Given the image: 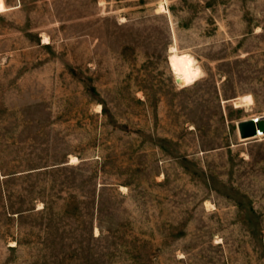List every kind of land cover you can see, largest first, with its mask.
<instances>
[{
	"label": "rangeland",
	"instance_id": "374dc122",
	"mask_svg": "<svg viewBox=\"0 0 264 264\" xmlns=\"http://www.w3.org/2000/svg\"><path fill=\"white\" fill-rule=\"evenodd\" d=\"M264 0H0V264H264Z\"/></svg>",
	"mask_w": 264,
	"mask_h": 264
},
{
	"label": "water",
	"instance_id": "95a60500",
	"mask_svg": "<svg viewBox=\"0 0 264 264\" xmlns=\"http://www.w3.org/2000/svg\"><path fill=\"white\" fill-rule=\"evenodd\" d=\"M237 129L241 139L255 137L259 133L264 134V115L239 121Z\"/></svg>",
	"mask_w": 264,
	"mask_h": 264
}]
</instances>
